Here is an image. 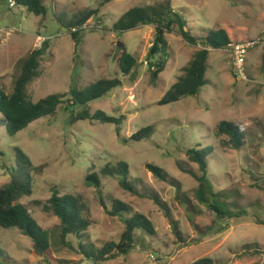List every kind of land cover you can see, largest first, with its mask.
<instances>
[{
	"label": "rangeland",
	"instance_id": "rangeland-1",
	"mask_svg": "<svg viewBox=\"0 0 264 264\" xmlns=\"http://www.w3.org/2000/svg\"><path fill=\"white\" fill-rule=\"evenodd\" d=\"M102 1L43 0L48 14L37 17L23 8H12L10 0H0V77L8 93L14 90L22 63L48 41L40 77L29 86L33 102L117 78L122 86L92 103L89 110L92 114L104 111L113 117L125 116L120 126L74 122L82 108H74L72 115L63 105L56 115L31 124L15 137L1 127L0 187L10 181L16 168V148L28 155L35 167L44 166L33 195L21 203L44 231L55 236V264L56 259L63 264L94 263L71 249L70 239L67 245L61 241L59 218L44 209L53 187L62 194L82 196L89 203L92 226L85 242L96 249L119 242L124 232L121 219L108 212L112 199L131 205L153 222L156 235L141 234L130 255L103 264H197L203 259L211 264H264V226L254 220L255 215L264 219V0H171L193 34L223 29L235 43L256 44L247 56V80L237 75L232 48L211 49L208 83L200 96L165 106L159 101L202 47L190 46L175 32L167 33L170 59L153 85L148 52L155 40V27L120 34L113 26L131 8L167 0H113L87 23L76 50L71 34L56 17L97 9ZM124 46L139 63L130 75L120 71ZM224 121L234 123L244 134L241 150L218 133ZM149 126L155 129L150 140H130ZM206 147H212L208 162L216 191L233 206L247 211V217L217 219L196 200L198 184L178 163L197 170L187 151ZM119 162L130 166L132 182L147 198L125 191L118 178L100 175L107 210L99 192L85 179L90 172L100 174L107 164ZM149 165L162 169L168 181L155 177ZM184 197L190 205L180 202ZM167 212L177 223L182 240L174 234ZM0 247V264H49L36 254L32 240L19 229L0 227Z\"/></svg>",
	"mask_w": 264,
	"mask_h": 264
},
{
	"label": "trees",
	"instance_id": "trees-1",
	"mask_svg": "<svg viewBox=\"0 0 264 264\" xmlns=\"http://www.w3.org/2000/svg\"><path fill=\"white\" fill-rule=\"evenodd\" d=\"M15 8H23L27 12L37 17H45L48 9L43 0H13ZM113 0H103L97 9H87L72 17L58 15L56 20L61 26L68 30L76 44V50L80 46L81 34L85 30L87 23L97 17L101 8L111 3ZM144 26L155 27V40L148 52V70L151 81L156 85L160 75L165 71L170 59L166 34L175 32L190 46H201L189 65L183 69V75L159 101L160 106L170 105L181 102L186 98H198L208 81V61L210 50H227L232 48L235 43L225 30H208L200 34H193L189 29L186 18L174 9L171 0L159 5H147L134 7L125 12L120 20L113 26V31L124 34ZM246 43V42H240ZM49 42L44 46L33 51L22 63L21 74L14 84L12 93H8L1 83L0 77V128L4 127L10 137H15L18 133L28 128L31 124L57 114L63 105L75 114L74 108H82L77 113L74 122L91 121L99 124H113L120 126L125 120V116L113 117L104 111H97L92 114L89 106L122 86V81L114 79H104L92 83L84 90L71 88L68 93L52 94L38 102H33L29 96V86L40 77L42 59L46 54ZM123 53L120 57V71L124 75H130L138 66L136 58L122 47ZM155 132L154 127L149 126L138 131L130 137V140L139 143L150 140ZM218 133L227 136L230 144L237 150H241L245 145V136L239 127L231 122H222L219 125ZM212 147L187 151L191 163L196 164L198 169L185 168L178 163L179 168L192 176L197 182L195 190L196 200L202 205L203 209L213 213L217 219H237L247 217V211L238 206H233L227 201V197L217 192L215 184L209 171L208 157ZM0 155L2 153L0 152ZM16 168L11 174L8 183L0 187V227L3 229H19L33 242V247L37 255L45 257L49 264L55 256V236L48 231H44L31 215L29 209L21 203L26 197H31L34 193L36 178L44 174V166L35 167L31 159L21 149H15ZM150 172L161 181H168V177L159 167L149 165ZM100 175L115 177L119 179L120 186L134 196L147 198L146 194L138 191L135 182H132L130 166L126 162H119L116 165L107 164L100 174L90 172L85 179L88 186L93 187L99 192L101 203L105 209L109 210L102 197V181ZM171 182V181H170ZM154 198V197H152ZM156 198V197H155ZM177 200L179 198L177 197ZM183 204L190 205L187 197L181 201ZM41 204V203H38ZM111 216L118 217L124 224V232L119 242L106 243L102 248L96 249L86 244L89 228L92 226L90 219V205L79 195L62 194L57 187L52 189V197L44 207L46 211L52 212L60 220L61 241L67 245L68 239L71 240L69 247L79 252L87 261L94 264H103L112 260L125 258L130 255L137 246L139 236L152 237L156 235L153 222L142 213L135 210L131 205L112 199L110 202ZM167 218L171 222L173 232L182 240L177 223L167 212ZM255 223L264 226V219L254 216ZM198 234H200L198 232ZM251 246L249 245L248 248ZM78 248V250H77ZM258 248L256 249V252ZM0 257L2 250L0 247ZM63 261L56 259V264H63ZM197 264H211L208 259L200 260Z\"/></svg>",
	"mask_w": 264,
	"mask_h": 264
},
{
	"label": "built area",
	"instance_id": "built-area-1",
	"mask_svg": "<svg viewBox=\"0 0 264 264\" xmlns=\"http://www.w3.org/2000/svg\"><path fill=\"white\" fill-rule=\"evenodd\" d=\"M10 5L15 8V2L10 0ZM255 42L248 41L246 43H237L232 46L233 65L237 72V75L242 80H247V73L245 65L247 62V56L252 48L255 46Z\"/></svg>",
	"mask_w": 264,
	"mask_h": 264
}]
</instances>
